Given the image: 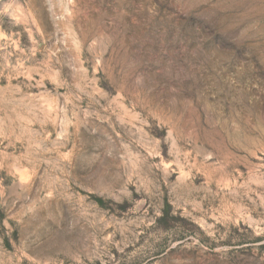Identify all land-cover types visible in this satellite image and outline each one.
Returning <instances> with one entry per match:
<instances>
[{
  "label": "rangeland",
  "instance_id": "1",
  "mask_svg": "<svg viewBox=\"0 0 264 264\" xmlns=\"http://www.w3.org/2000/svg\"><path fill=\"white\" fill-rule=\"evenodd\" d=\"M0 264H264V0H0Z\"/></svg>",
  "mask_w": 264,
  "mask_h": 264
}]
</instances>
